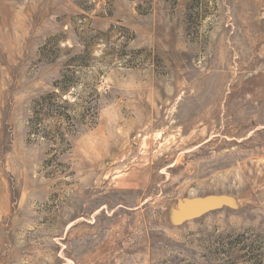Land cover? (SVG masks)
<instances>
[{
  "label": "rangeland",
  "instance_id": "obj_1",
  "mask_svg": "<svg viewBox=\"0 0 264 264\" xmlns=\"http://www.w3.org/2000/svg\"><path fill=\"white\" fill-rule=\"evenodd\" d=\"M0 264H264V0H0Z\"/></svg>",
  "mask_w": 264,
  "mask_h": 264
},
{
  "label": "water",
  "instance_id": "obj_2",
  "mask_svg": "<svg viewBox=\"0 0 264 264\" xmlns=\"http://www.w3.org/2000/svg\"><path fill=\"white\" fill-rule=\"evenodd\" d=\"M181 204V203H180Z\"/></svg>",
  "mask_w": 264,
  "mask_h": 264
}]
</instances>
